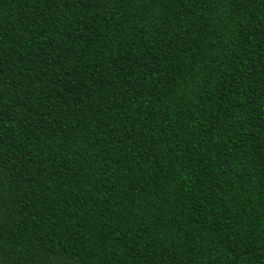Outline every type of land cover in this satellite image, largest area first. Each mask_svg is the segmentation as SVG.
I'll return each instance as SVG.
<instances>
[{"label":"trees","instance_id":"obj_1","mask_svg":"<svg viewBox=\"0 0 264 264\" xmlns=\"http://www.w3.org/2000/svg\"><path fill=\"white\" fill-rule=\"evenodd\" d=\"M0 264H264V0H0Z\"/></svg>","mask_w":264,"mask_h":264}]
</instances>
